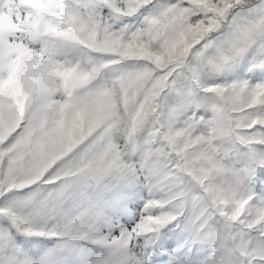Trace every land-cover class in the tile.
Listing matches in <instances>:
<instances>
[{"label":"snow or ice","instance_id":"1","mask_svg":"<svg viewBox=\"0 0 264 264\" xmlns=\"http://www.w3.org/2000/svg\"><path fill=\"white\" fill-rule=\"evenodd\" d=\"M0 264H264V0H0Z\"/></svg>","mask_w":264,"mask_h":264}]
</instances>
